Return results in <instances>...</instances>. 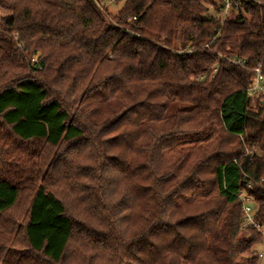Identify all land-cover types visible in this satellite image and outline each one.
<instances>
[{
  "label": "trees",
  "instance_id": "trees-1",
  "mask_svg": "<svg viewBox=\"0 0 264 264\" xmlns=\"http://www.w3.org/2000/svg\"><path fill=\"white\" fill-rule=\"evenodd\" d=\"M222 2L0 0V264H259L264 4Z\"/></svg>",
  "mask_w": 264,
  "mask_h": 264
},
{
  "label": "built area",
  "instance_id": "built-area-1",
  "mask_svg": "<svg viewBox=\"0 0 264 264\" xmlns=\"http://www.w3.org/2000/svg\"><path fill=\"white\" fill-rule=\"evenodd\" d=\"M240 1L252 2L254 4H260V5L264 4V0H223V2L220 4L222 15L227 16L229 11L234 7V4H237ZM232 62L241 67L246 65V60L243 59H233ZM255 70H256V75L254 78L253 85L249 89V92L252 95H259L260 93L264 92V76L260 66H257ZM238 199L242 203V211H243L242 228L254 227L259 232H261V234L264 237V227L259 225L256 221L255 209L252 198L246 196L245 193H240L238 195ZM258 253L260 258H262L263 254L261 252Z\"/></svg>",
  "mask_w": 264,
  "mask_h": 264
},
{
  "label": "rangeland",
  "instance_id": "rangeland-1",
  "mask_svg": "<svg viewBox=\"0 0 264 264\" xmlns=\"http://www.w3.org/2000/svg\"><path fill=\"white\" fill-rule=\"evenodd\" d=\"M103 4L106 5V9H107L108 14L110 16H116L119 13V11L122 9L123 4H124V0H103ZM4 14H5L4 12L0 11V18ZM217 16L219 17V14ZM220 17H221V15H220ZM257 98H258L257 95H252L253 107H255L257 105V103H256ZM256 250L263 254V259L259 262V264H264V242L257 245Z\"/></svg>",
  "mask_w": 264,
  "mask_h": 264
}]
</instances>
